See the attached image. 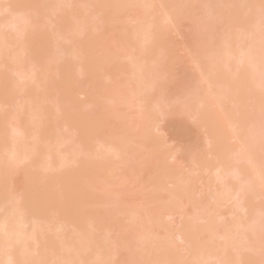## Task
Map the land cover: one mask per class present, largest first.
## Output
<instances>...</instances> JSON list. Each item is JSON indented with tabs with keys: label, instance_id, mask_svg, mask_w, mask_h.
<instances>
[{
	"label": "rangeland",
	"instance_id": "rangeland-1",
	"mask_svg": "<svg viewBox=\"0 0 264 264\" xmlns=\"http://www.w3.org/2000/svg\"><path fill=\"white\" fill-rule=\"evenodd\" d=\"M15 1L16 0H2V2H0L1 3L0 4V35H1L0 45L4 44V41L7 40L9 44L5 43L6 48L10 49L8 50L10 51V54H9L7 49L5 48V44L4 46L3 45L0 46V49H3V50H0V53L1 55L3 54L5 58L2 60L1 58H3V56L0 57V63L2 61V63L0 64V84L2 85V86L0 85L1 94L3 91L2 96L0 94V111H2L0 113V116H1L0 120L1 118H3V120H1L3 122L0 121L1 123L0 132H2V130L4 129L3 130L4 133L2 132L3 136L0 133V139H2V142L0 141V157H2V154L3 156L5 155L7 156L9 145H15L16 147H20L23 145L24 147V144L25 146L27 144L29 148H26V147L18 148V150L23 148V150L20 152L17 150L18 155L20 154V156L21 154L23 155V153L25 154L26 152H28L29 154L31 151L33 154H35L34 152H36L39 155V156L37 155L36 157L39 158L41 157L40 154L43 153L42 158H40V160L41 161L47 160L50 162L51 165L49 169L48 168L47 169L50 170L52 173L50 171H47L45 167L44 168L46 170H44V168L41 167L39 163L35 162L36 164L33 166L38 167L39 165L38 170L36 168L37 171L43 169L44 172L42 171V173H40L41 176H43V173L47 174V176L49 174L51 183L49 184L50 187L49 186L48 187L51 188V190L49 191L48 187L44 183H43L44 184L43 186L42 183L38 182V179H40L42 182V179L40 178L41 176L38 177V179H35V181H37V185L38 184L40 185L36 189L39 188L38 190L39 191L43 190L42 192L44 193L47 190L45 195H47L48 192L51 193L57 190L55 193H58V192H59L58 194L61 193L59 197L62 198V200L60 199L59 202L66 201V205L67 203H72V206L75 208V210H78V209L81 210V208H78V207L81 206L82 204L86 205L89 216L86 213V219L84 218L85 220L83 219V221L77 218L74 219V216L78 214L75 211L76 214H74V216L72 217L73 219H67L65 218V216H62V213L60 212L61 210L58 211V209H56L57 207L56 208L52 207L54 209L52 210L51 208L50 211H48L47 215H42L43 214L42 212L39 213V212H35L36 210H34L35 213L33 212L31 217L29 218L31 219L30 220L31 223H29L28 221L29 219H27V214H28V217L30 215L29 213L24 215L23 212L25 210L23 209V205L21 204L22 202H25V198L23 196H25L24 190L26 191L25 187H27V185H25V182L28 180V178L26 177L28 172L26 173V171L33 168L32 169L33 171L32 170L30 171L35 173L36 170L34 171L35 168L31 165L29 166V164L26 163V161H24L25 164L31 168H27L28 166L25 167L24 164H23L24 167H22V165L20 164H22L23 161L21 163H18L19 161L13 162V163H11L10 161L7 162L6 156H5L6 160L3 159V162L9 163L8 166L9 165L11 166L14 163H17L18 166L14 164L13 165L14 167L11 166L12 167L11 168L9 166V168L7 169L8 171L11 170L12 172L10 175L7 172L10 178L9 176H7V181L6 180L3 181L4 184L6 183L5 186L8 192L4 188V190H6L7 192L6 197L4 195L5 198H3L0 194L1 196L0 197V215L5 216L3 214H6L8 212L6 214V217L7 216L9 217L10 216L9 211H12V209H15V206H16V209H19V210H16V211L13 210V212H17V211L20 212L21 209L18 206H22L21 208L23 211H21L20 213H23V217H26V219H23V220L24 222H27V224L26 223L24 224V228L27 226L30 228L31 225H33L32 227L34 228L33 230L31 229L32 228L31 227L28 233L30 232L32 233L33 231V233L37 232V234L40 233L41 235L42 233H45L47 231L48 233L47 235H49L50 237L53 236V238L58 237L57 239H59L65 244L73 243L74 248L76 247V244L78 242L84 243L85 241H87L88 247L90 248L91 246V248L88 250V247H87L88 251H85V253L82 254V258H83L82 260L84 264H200L199 261H203L204 258H205V262L208 261L205 264H208L209 262H210L209 264H216V262L218 264L219 263L218 260L216 261L206 260L208 259V256H209L207 255V252L209 251L210 247L211 249L212 247L216 249L217 248L216 246H218L217 249L220 251H218L217 253L220 252V257L222 256L221 254H224L225 256L226 254L225 249L227 248V250H229L230 248L228 249V245H227L228 239L222 238L224 237V235L225 237L230 238L229 242H232V244L230 243V246L232 245L234 246V242L236 245V241L237 240L239 241L241 239L245 240V242L246 241L248 242L244 244V241L241 240L242 246L238 244V247L241 246L245 250H243L242 248L240 250V247L238 249L237 246H234L235 247V250H234L232 246L231 248V250L233 249L232 252L231 250H229L231 252L229 254V251H227L228 256H226L225 262H227V259H229L228 258L229 255H232V256L234 255V257L232 256L230 257L233 260L234 259L238 260V262L235 260L234 261L235 263H233L231 260H229L227 263L230 262L231 264L232 263L233 264H264V241L262 242V240H264V230H263L264 228L260 229V227L259 228L257 227L258 228L257 230L259 231L258 233L256 231V235H254L255 229H253L255 228L254 225L255 226L257 225L255 224L257 220H258L259 225H261L260 222L264 221V193L263 191H261V189H263L264 187L263 186L264 184L261 183L262 179L260 180V176L262 178V175L259 176V180L256 179L258 175L256 174V176H254L255 174L252 173L254 171L251 172V167H253L254 169V166H253L254 162L249 160L248 158L247 159L251 163L249 161L247 162V160L244 159V157H242L244 160L239 162L240 160L239 154L241 153L242 149L246 148V147H243L241 149L239 147L243 143H241L240 145L239 140H237L239 139V137H236L242 131L241 124L243 122H241V124L240 123L238 124V126L240 125L239 126L240 128L239 127L237 128L240 131L237 135L234 133L235 129H236L235 131H237V128H236L237 125H235V123L231 122L230 120V115H231V118L232 117L235 118L236 115H238L239 117L238 116L237 117L241 118L240 120H238L239 122L244 121V118L246 119V117L244 116V118H242L240 114H237L238 113L237 110H239L238 107L240 106L235 104L237 106L236 107L237 110H236L235 106H233L234 108L231 107L232 106L231 103L227 104V105H230V107H228L226 110L228 111V113L230 112L229 110L231 108H233V110L231 111H235V110L236 111L233 112L235 113L234 115L232 112H230L229 117L225 116L226 114L225 112H227L225 108L227 107V105H225L226 107L224 108L223 107L224 103H223L222 108H224L223 110H225V112L218 108L219 105L216 107L211 104L215 110L213 109V107L210 108L211 106H209V104L211 103V101H207L208 102L207 104L209 107L205 105L209 110L204 106L203 110H202L203 107L199 108L198 110L193 107L194 109L191 108L190 111L189 109L187 110L185 109L186 110L185 112L184 109L182 110L180 109L182 106H178L179 104H182L185 99L186 101L188 100L187 97L185 96H186L187 89H189L190 87L189 86L187 88L186 86V85H190L189 82L192 83V85L193 83L195 84V87L193 85L194 88H197L199 86L200 88L202 87V83L198 82L199 81L198 79L201 78V75L198 74L200 76L198 77V75L196 74L197 71H195L196 69L195 66L198 65L197 64L198 60H195L197 59L195 58V56L199 52V50L200 51L202 50L199 48L200 47L203 48L202 47L203 45H201L203 44V42L201 41H205V40H203L202 38L206 37V40H207V38H209L210 36L209 35L210 33L208 34V32L212 30V32L215 34L216 31L219 30L218 29L219 26L222 28L221 26L223 23L222 17L224 16H222L221 14H218V12L221 9L216 11V8H215V12L217 14H215V12L213 14L210 13L212 15L211 17L210 15L206 14L209 12L206 10L207 8L205 9L203 8L205 7V3L201 2L200 4L202 5H200L199 0L198 2L197 0H194V1L180 0L181 2L184 1L183 2L184 4L181 3L180 1H179L180 3L174 4V2L175 1L178 2V0H166V1L157 0L158 2L155 0V2H157L156 5H155V2H153L154 4L152 3L151 5L152 0H148L149 2H147V0H140L139 2V0H137V3L135 1L133 2V0H127V3L125 2L126 0L125 1L123 0V2L121 0H118V1L117 0H61V1L60 0H23V1L17 0L16 3L14 4ZM64 1H66V3ZM115 2H117V4ZM118 2H120L121 4ZM124 2L126 3V5ZM163 2H166V3L163 4ZM26 3L27 4L29 3V4L26 6ZM55 3L58 5V7L57 5H55ZM133 3H136V4H133ZM145 3L146 4L148 3V4L146 5ZM158 3L160 5V9L158 8L159 6ZM21 4H24V5H21ZM50 4H53V5L51 6ZM85 4H87L88 6H85ZM111 4H113L112 6L114 7H112ZM187 4H189L190 7H187ZM107 5H109L110 8H108ZM131 5H133V7H131ZM139 5L141 7L143 6L142 9L144 12H142V9L139 8L140 7ZM148 5L152 7L150 10L148 9L149 8ZM53 6L54 7L56 6V8H53ZM125 6L126 8H124ZM145 6L147 7L144 8ZM183 6L184 7L186 6L185 9ZM196 6H199V7H196ZM26 7L27 8L29 7V8L27 9ZM167 7L168 8L171 7V8L168 9ZM220 7L221 6L217 8H220ZM113 8H115L116 10ZM156 8H158L157 10H159V12L156 10ZM188 8L189 10L194 8V9H197L198 11L192 9L191 11L195 12V15H194L192 14V12L191 13L187 12L189 11L187 10ZM119 9L120 11H118ZM169 10L171 11L169 12ZM152 11L155 14H152ZM200 11H202L201 12L202 14L200 13ZM204 11L206 13H204ZM141 12L143 13V15ZM150 12H151V15H149ZM144 13L146 14L144 15ZM157 13H159L158 14L159 16L158 15L156 16ZM161 13L164 15H162ZM167 13H170V15L172 16H169V14ZM152 15L155 17H153ZM216 15H218V17L220 15L219 18L220 19L222 18V21L218 19V17L216 18L215 17ZM142 16H146L147 18L146 17L142 18ZM234 16L236 15L234 14ZM18 17H21L20 20L23 19V21H20V23L23 22L22 24H17L18 20L16 21L15 19H19ZM164 17H166V19ZM160 18L162 21H160ZM138 19L139 20L141 19V20L139 21ZM215 19H218V20L216 21ZM224 19H227V18L224 17ZM153 20L156 22H154ZM255 20L257 19L255 18ZM255 20H252V21L256 22ZM214 21H216V23ZM226 21L229 22V20H224L225 23ZM15 22L17 23L15 24ZM142 22L145 28L142 24L140 25V23ZM13 23H14V26H12ZM147 23L149 24L146 25ZM153 23H154V26L151 25ZM161 23L162 24L164 23V25L165 23L167 24L165 26H162ZM63 25L64 26L66 25L65 28L71 25V28H70L71 30L73 28L78 29V26L80 29L78 31L73 29L75 33L77 32V34H75L71 32L70 29H68L69 27L63 31V28H64ZM74 25H77V26L73 27ZM216 25H219V26L216 27ZM225 25H227L228 27V24H225ZM148 26L151 29L148 28ZM165 27L167 28L165 29ZM227 27L224 26L223 27L224 30L222 31L224 32L228 30ZM254 27L252 28L251 26L252 29H254ZM16 28H18L19 30L18 29L16 30ZM135 28L137 29V31L133 32L134 30H136ZM141 28L145 29V31L141 30ZM159 28L163 30L165 29V31L163 30L160 31ZM21 29H23V31H20ZM81 29L82 31H80ZM152 29L153 31H151V33L148 32V30L150 31ZM140 30L143 33H145V35L142 33H139ZM146 30H147V35H146ZM17 31H19V33L16 35ZM159 31L163 33H160ZM222 31L221 33L218 32L217 35L222 34L223 33ZM20 32H23V33L21 34ZM39 32H41L42 34L45 33L43 34L44 36L39 35V38H42L43 40L45 38L46 40V37H47V39L50 42V43L48 42L49 43L48 45L47 42L45 43L42 41L43 43L48 45V46L46 45V47H45V44L41 42L42 46L45 47L46 50L40 47V44H41L40 42L37 43V45L34 42V41L36 42L38 41L37 34ZM78 32H80L79 34L82 33V35L80 36ZM137 32L140 35L142 34L141 35L142 38L140 35H137L138 34ZM2 34L4 37L2 36ZM20 34L21 36H19ZM151 34L154 35V37ZM205 34L207 35L205 36ZM148 35H151L152 37L151 36L147 37ZM29 36H33V37H29ZM131 36H133L132 40H130ZM34 37L37 39L35 40ZM89 37L91 39H89ZM31 38L32 39L34 38V40H32ZM75 38L79 40L80 42L75 40ZM140 38L141 40H143V42H141ZM2 39H4V41ZM86 39L89 42H86ZM30 40H32V42H34L36 45L35 46L34 43L31 44L33 47V48L31 47L32 49L31 48L29 49V47H27L28 43L29 42L31 43ZM95 40L97 41L100 40V42L95 43L96 42ZM197 40L200 43H198ZM26 41H29V42L26 44ZM81 41H83V43L84 42L86 43L83 44ZM154 41H157V42H154ZM196 41L199 45H201L199 48H197L199 46L198 44L195 45L197 48V52L193 51V48L194 50H196V48L194 47V44L196 43ZM88 43L90 44L89 46H87ZM98 43H101V44H98ZM138 43L140 45V48L141 47L143 48V50L142 48L139 49V51L141 50L140 52H138V49L137 51H135L136 49L134 47V45L136 44V48H137ZM192 43H193V46H191ZM92 44L94 47H96L97 50L94 49ZM132 44L134 45L131 46ZM142 44H147L148 46L147 45L145 46ZM38 46L42 50H39ZM90 46H92V48L89 51L88 49L90 48ZM3 47L5 48L8 55L4 54L5 50ZM47 47H49L50 50H47ZM25 49H29L30 51L28 50V52H25L26 51ZM83 49H84V52H83ZM161 49L163 52L160 53ZM255 49L254 50L256 54V51H258L259 48H255ZM31 50H33L34 52ZM36 50L37 51L39 50L38 51L39 53H41L42 51L43 53L45 52L44 55L43 53H41L42 55L39 54L42 56L40 57V59L42 58L41 59L42 62L39 59V55H34V54H38V53H35ZM85 50H87V52L90 54V55L88 54L90 58L86 55L87 52ZM156 51H158L159 53ZM192 51L194 52V54L192 53ZM260 51L261 52L259 53H262L261 49ZM55 52H57L58 54ZM59 52L61 53L59 54ZM151 52L152 54L154 52L155 53L153 55H150ZM201 52L202 53L199 52V55L201 54V57H202L203 56L202 54L206 51L202 50ZM31 53H34V54H31ZM136 53H141V54L140 55L138 54L139 55L138 56L136 55ZM157 53L159 55L158 58L156 55ZM56 54L60 56H57ZM134 54L136 55V57H134L135 56ZM204 54H206V56L208 55L207 53H204ZM14 55L15 56L18 55V57L20 56L21 58L20 57L19 58L21 59V61H19L20 59L17 60L18 59L17 56H16L17 59H13V57L15 58ZM148 55L149 57L150 56L152 57L149 58L147 57ZM155 55L158 61L157 60L155 61V57H154ZM5 56H7V58ZM259 56H262V55H259ZM56 57H58V59ZM87 57L90 60H87ZM196 57L200 58L198 55ZM146 58H149V59H146ZM160 58H161V61L159 62ZM92 59L97 63L92 62L93 61ZM136 59H138L137 62L135 61ZM202 59L205 60V57ZM86 60L87 62H85ZM99 60L101 61V63H99L100 62ZM192 60H194L195 63L197 61L196 63L197 65H194V63H192L194 61ZM205 61L206 62L202 64V68H200L201 65L200 66L198 65L199 70L204 69L203 66L208 62L207 60ZM38 62H40L41 64H39ZM65 62H67L70 65H68ZM143 62L144 64H146L145 66L147 67V68L145 67L144 69L145 70L148 69L146 70L148 75L147 74L144 75L145 70H143V67H144ZM60 63L61 65L62 64L63 65L65 64V65L60 66L59 65ZM84 63H86V66L89 67L90 69H87L86 66L85 68ZM90 64L92 65L93 69L92 67H90L91 66ZM139 64L140 66H138ZM199 64L201 63L199 62ZM53 65L55 66L54 68L51 67ZM58 65L59 67L57 68ZM141 65H142V68H141ZM206 65H208V63ZM66 66H70L71 68L66 67ZM94 66H95V69H94ZM135 66H137V68ZM61 67H64V69L60 70ZM244 68L246 67L243 66L242 69ZM150 69L153 71H151ZM93 70H97L98 71L97 74L95 73L96 71H93ZM157 70L158 72H156L155 74L154 71H157ZM63 71L65 72L63 73ZM66 71H68V73H66ZM70 71H72L71 74H70ZM89 71H91L92 75L88 74ZM141 71L143 72V74H141L142 73ZM159 71L161 73H159ZM244 71L246 73L247 69H244ZM244 71L242 70L243 73ZM26 72L27 74L29 73L28 76L26 75ZM152 72H154L153 74L156 75L155 77H157V79L154 78L153 74L151 77L149 76V73L151 75ZM240 72H241V68H240ZM61 73L63 74L66 73V74L63 75ZM93 73H95V75ZM69 74L73 76L70 77L68 76ZM240 74L242 75V73ZM247 74L241 76L243 77L242 81H244V82H240L241 84L245 83L246 80L244 79V77ZM257 74L259 75L260 73H257ZM257 74H254L256 82L260 81L259 79L262 76L261 75L259 77L257 76ZM22 75L23 76L25 75V77L27 78L32 75L30 77L32 79L30 80L28 78L27 80V78L23 77ZM62 75L68 76V78L67 77L64 78ZM139 75L145 76L146 78L143 80V77L142 76L140 77ZM248 75H250L249 76L250 78L251 74H248ZM33 76H36L35 79ZM93 77H95L96 79H94ZM147 77L148 78L153 77V78L147 79ZM257 78L259 79L256 80ZM262 78L264 80V76H262ZM71 79L73 83L72 81H70ZM154 79L156 80V83ZM67 80L68 82L65 83V81ZM200 80L203 81L204 79L203 80L200 79ZM263 80L260 83L259 82L258 83L261 85L262 84L264 85V83H262ZM11 81H13V83ZM150 81L152 82V84L155 83L154 84L155 87H153V89H152V86L154 85H151V87L149 86L150 89H152L151 93L154 94V95L152 94L151 96L153 97L152 99L150 97V91L148 90L149 88H147L149 83L151 84ZM7 82L8 83L11 82L12 84L11 83L7 84ZM69 82L71 84L68 85ZM147 82H148V85H146ZM203 82L207 83L206 81H203ZM199 83L201 84L199 85ZM253 83L255 82L253 81ZM14 85L19 86V87L15 86L17 90L15 87H13ZM66 85L68 86L66 87ZM255 85L257 86V84ZM261 85L259 86V88L257 87L259 89L258 91L259 93L257 91L253 92L255 89L253 86H252L253 88L251 87L252 90H248V92L250 91V93L246 94L247 96L246 95L245 96L247 98L249 94L250 96L248 99L246 98L247 101L249 100L248 106L244 105L245 107L244 109L246 111L244 112L243 111L244 109H240L245 114L246 112H248L249 114L251 113L249 115L251 116V118H249V120L251 121H252V117L254 120V115H252L253 109L254 110L257 109L255 110L256 113L253 112L255 115L258 114L257 113L258 111H261V114H262V111L264 110V106L263 107L260 106L258 101H255L256 103L258 102L257 103L258 105L256 106L257 108L252 107L253 108L252 109L251 107H249V106H252L250 99L253 98L251 99V101L254 102V98H256L255 100H257V97H259V100H261L260 101L261 104L264 105L262 103V101H264L262 100L264 97L263 98L260 97L262 96V93L264 92V88L262 89L261 87H264V86H261ZM141 86L143 87V90L145 89L144 87H146L147 90L145 89L144 91L145 92L148 91L149 93L148 92L145 93L144 91L141 92V89H142L140 88ZM203 86H204V83H203ZM185 87L187 89H185ZM205 87H208V86H206L205 84ZM27 88L29 89L28 91L32 89L29 92L30 95L27 93L28 92L26 90ZM13 89H15L16 91L15 90L13 91ZM206 89H204V91ZM238 89L235 94L240 93L239 91L241 89L239 91ZM260 89L263 91H261ZM197 90H199V88ZM200 90H199V93H200ZM207 91L208 89L206 90V92ZM204 93L202 92L201 94L203 95ZM253 93L255 94L258 93V96H256L257 94L255 95ZM146 94H149V97L148 96L146 97H148L147 98L148 102H151V103H148L147 100L144 98L148 106L142 100ZM183 94L185 95L184 96L185 99L183 98ZM204 95H203V98L207 99L206 95L205 96ZM10 97H12V99ZM118 97L121 98L119 101H117L119 99ZM7 98L9 99L6 100ZM38 98H41L42 100ZM156 98L159 100L160 99L162 100L158 102ZM232 99L233 98H231V101H228V102H232ZM156 100L157 102H155ZM228 100H230V98ZM39 101L43 102V103H40V106H39ZM225 101L227 103V100ZM152 102L155 105H153ZM172 102L175 104H173ZM216 102H215V105H216ZM256 103H254L253 106H255ZM43 104L44 106H42ZM145 104H146V107H145ZM163 104L165 105L163 106ZM157 105L159 108H160V105L162 106V108H164V109L158 108V110H160L162 114H160L159 111H154ZM36 106L38 107L36 108ZM41 106L44 108L43 110H40V108L42 109ZM152 107L154 109H152ZM146 108L147 110H145ZM149 108L152 109V111L150 110V112L154 114L155 116H153L148 111ZM173 108L174 110H176V112L173 111ZM217 108L219 109L218 111H223L225 113V114L222 113L225 117L221 115L222 118H224V120L221 119L222 122L224 123L225 118H226V124L229 125V123H227L229 121L230 125L232 123L231 126L234 127L232 129L227 128V131L225 129V131L228 132L229 134L228 135L229 139L226 141V138H225V142L227 143L225 144V146H222L224 147L222 150L219 147L221 145H224L225 142H223V144L222 142H220L221 145L218 142L219 140L224 141L223 140L224 135L221 134L222 139H218V142H216L217 139L215 140L214 138L215 135L213 134L216 133L217 135V133H222V132L225 134V132L224 131L213 132L215 128L213 127V130H212V127L210 124L211 123L210 118L213 121L215 120V118L213 119L211 116V115H214L213 114L214 112H212V110L216 112L215 113L216 115H214L213 117H216L217 114L219 113L217 111ZM240 108H242V105ZM246 108H250V110L252 109L251 112L247 111ZM259 108H263V109L259 110ZM38 109L40 110V112L38 111L40 115L36 116L35 114H38V112L37 111L34 112V110H38ZM155 110H157V108ZM204 110L206 111L207 114H208V111H211V113L209 112L208 115L204 114L205 112ZM32 111L34 115L36 116V118L34 117V115L31 117ZM41 111H43V113ZM146 111L149 112L151 116L153 117H151L150 114L147 113ZM142 112L144 113L146 112L145 113L146 115H144V113ZM243 112H239V113H243ZM156 113H157V116H156ZM1 114H4V115H1ZM219 114H221V112ZM247 115L248 114H246V116ZM262 115H259V116L263 118L264 116ZM74 118L77 119L78 123H75L76 119ZM78 118H81V119H78ZM85 118H87V121ZM234 118H233V121H235ZM227 119L229 120L227 121ZM261 119H259L261 124L259 123L258 126L261 125L262 127L263 124H262ZM149 120H151L152 122ZM221 120H219L220 122L218 121V123L223 124ZM84 121L87 122V124L84 123ZM88 122H90L91 124L93 123V125L91 124L89 125ZM215 122H212V123H214V126L216 127L218 125H217V122L216 123ZM235 122L236 124L238 123L237 121ZM256 122L258 123V120H256ZM2 125L4 128H2ZM84 125H86V127ZM209 125L211 128H209ZM243 126H244L243 129L246 128L245 125ZM248 126H249V123H248ZM250 126L252 125L250 124ZM250 126L248 127V129L251 128ZM87 127H89V129L91 128L90 129L91 132L90 130L87 129ZM219 127H220V124H219ZM255 127L257 128V126ZM153 128L156 130H154ZM263 128L264 126L262 127V129ZM216 129L220 130L221 127L220 128L216 127ZM257 129L256 131H258ZM92 131L95 133H93ZM150 131H151V134H150ZM252 131L254 130L252 129ZM210 132H211V135H210ZM247 132L250 133V131H247ZM145 134L147 135L146 138H144ZM221 135L219 134V137ZM241 135H240V138H241ZM141 136H143L142 139H141ZM154 136L156 137V140L158 139L157 142L156 140L153 139L155 138ZM245 136H242V137L246 139ZM19 137H21L20 139L22 141L24 139L23 141L24 144L21 143L22 145L17 146L16 142L18 141L16 139L18 138L20 142ZM147 137H149V140L146 142V140L148 139ZM248 137L249 135L247 136V138ZM253 137L255 138L254 134H253ZM249 138H252V135ZM254 138L252 139V141H254ZM141 140H144V142ZM241 140L243 139H240V141ZM249 141L252 142L251 139ZM2 143H3V146H2ZM217 143L219 144L218 147H217L218 145ZM116 144L117 146H115ZM250 144L252 146L253 142ZM1 146L4 147V149ZM116 147L117 148L121 147V148L117 149ZM1 148L3 149L4 153L2 152ZM33 149L37 151L39 150H42V151H40V154H39L37 151H33ZM245 152L247 153V151H243V154ZM251 152L254 153L255 151L254 152L251 151ZM257 152H260V155H261L262 150L260 151L257 150ZM256 153H254L255 156L258 154ZM225 160L227 161V163H225L226 162ZM255 160L259 161V164L262 165L260 163V160H262L261 158L260 159L256 158ZM63 163H65V165L69 163L71 166L68 165L66 168L65 165H64L65 167L63 166ZM230 163H232L231 166H229ZM61 165L64 168H62ZM76 166L79 167L78 168L79 171H81L80 170L81 167H83L81 168L82 170L84 168L87 170L77 172L78 170ZM221 166L224 168L222 169ZM40 167L42 169H40ZM74 167L76 168L74 169ZM238 168H241V169L238 170ZM263 168L264 167H262V169ZM65 169L68 171L70 170L71 171L67 172ZM63 170L66 171L67 174L63 173L62 172ZM72 170H74V172H77V173H73ZM227 170H229L228 173L222 172V171H227ZM230 170L232 173L230 172ZM234 170H235V173H233ZM238 171L245 172L247 173V175L253 174V177H255V180L260 181L259 184L260 185L263 184L262 185L263 187L261 186L260 188L259 187L260 185L257 184L258 182L253 181L254 179H252L253 182L251 181L250 183H246L247 182L246 180L244 182L243 179L246 175L243 173V175H245L243 177L241 173V176H238L236 173ZM61 172L62 174H66L68 176L66 178L64 177L65 179H67V183L70 180L69 178L73 177L72 173L74 174V177H73L74 179H77V180L80 179L79 181L76 180L77 182L75 181L76 185L82 184V183L84 185V182L87 180L86 181L87 185H84L85 187L82 186L84 188L83 190H79V191L73 190L70 192L71 196L70 194L69 195L67 194V196L71 198L72 201H73V198L75 199L74 201L75 205L68 197H65L67 200L69 199L68 201L64 200L65 198L63 196L64 193L62 191V188L67 183L66 184L64 183L66 182V180L64 179L62 180L61 177L64 175H62ZM82 172L83 174H86L90 177L87 176L86 179H83L84 176L82 175L83 177L81 176L78 178V173L80 175V173L82 174ZM55 173L59 176L57 177ZM226 173L229 176H226ZM52 174L55 177L53 178L54 181L51 180ZM70 174H71V177L69 176ZM263 175H264V172H263ZM44 176L46 177V175ZM45 177H42V178L45 179ZM234 177L237 179H235ZM56 178L57 180H55ZM58 178L60 179V182L58 181L59 180ZM223 178L228 179V181L226 180L228 183L225 180L221 182ZM81 179H83L84 182L83 180L81 181ZM181 179L183 183L182 185L180 183ZM89 180L91 181V184ZM250 180L248 179V181ZM55 181L56 182L58 181L57 182L58 185H56L57 183ZM224 182L227 184H223ZM26 183L28 184L29 180ZM154 183L155 184L158 183V184L154 186ZM1 184L3 185V183ZM41 184H42V188L44 189L41 188ZM184 184L185 186H183ZM53 185H55V187ZM5 186L3 185V187ZM229 186L231 187L230 189L227 188ZM242 186L244 187L243 189H242ZM247 186H249V188H252V190L250 191V193H248L247 198L246 196L244 198L243 190L245 191L247 190V192H249L248 191L249 189L247 188ZM255 186H257L256 189H255ZM45 187H47V189H45ZM88 188H90V190ZM258 188L260 190H258ZM53 189L54 191H52ZM227 189L230 191H228ZM74 191H77L79 193H74ZM227 191L228 193L230 192V195L227 196L228 198L225 197L227 194ZM153 192H154V195H153ZM83 193L84 195H82ZM4 194H5V191H4ZM78 194H80V196ZM234 194H238V195H234ZM240 195L242 196L240 197ZM253 195L254 197H252ZM83 196L84 197L87 196V197L84 198ZM222 197L225 199L221 200ZM151 198H153L154 200L153 199L151 200ZM76 204H79V205H76ZM69 207L71 206L67 205V209L71 210L69 209ZM10 208L11 210H8ZM13 212H11V214H14ZM151 212H152V215H151ZM207 212H208V215H207ZM15 215L14 217H12L13 221L16 217ZM67 215L69 214L67 213ZM70 215L72 216L73 213ZM71 216H69L68 218H70ZM197 217H198V220H197ZM12 218H7V219H12ZM17 218L19 217L17 216ZM210 218L212 221L210 222V225H209L208 220H210ZM252 218L254 219L256 218V221L254 222ZM2 220H4L3 217L1 218V221ZM16 220L18 219H15V221ZM213 220L216 221L215 226H214L216 230L214 229V234H212L213 228L210 227L211 229H209L207 227L208 225L211 226L214 223ZM35 222L37 224L34 225ZM28 223L30 225H28ZM249 223L250 224L252 223V224L249 225ZM16 224L17 222H15V225ZM263 225L264 223L261 226ZM247 226H250V227H247ZM245 227L247 228V230ZM142 228H143V231H142ZM207 228H208V231L211 230L209 232H211L210 235H212L214 240L213 238L212 240H210L211 237L209 233L207 232ZM249 228L253 229L252 230L253 232L251 231V233H247V232H250ZM183 232H185V234L187 233L188 236L187 234L185 235ZM225 233L228 235H226ZM242 233L243 235H241ZM235 234H237V236ZM184 235L186 238L182 240L181 238ZM244 235L245 236L248 235V238L244 239ZM231 237L232 238L234 237L232 241H231L232 239ZM167 239H169V241L171 240L173 241V243L171 241V246L173 245L172 247H170V243H168L169 241H167ZM224 239L227 242H224ZM46 241L47 240L44 241V244L48 242ZM89 243L91 244L89 245ZM242 243L246 246L244 247ZM48 244L50 245V243ZM222 244L227 247L224 248V246H220ZM38 246L39 244L37 245V249L39 248ZM236 247L238 250L236 249ZM47 248L48 250H45V247H44L45 254L42 253V255H44V258L46 257L47 259L46 258L45 259L50 264H53L56 262L58 263L60 261V257L59 255H57L58 252L51 245ZM214 248H213V251L215 250ZM221 250H225L224 251L225 253H221ZM236 250L238 251V253ZM210 251H209L210 254L213 253L212 251L211 252ZM233 251L236 252L237 254L236 255L232 254ZM97 253L99 255L98 257H97ZM221 258H223V260L225 259L223 256ZM202 263L204 264V262ZM222 263L225 264L224 262Z\"/></svg>",
	"mask_w": 264,
	"mask_h": 264
},
{
	"label": "bare ground",
	"instance_id": "bare-ground-1",
	"mask_svg": "<svg viewBox=\"0 0 264 264\" xmlns=\"http://www.w3.org/2000/svg\"><path fill=\"white\" fill-rule=\"evenodd\" d=\"M17 1V0H16ZM16 1L14 2V4L16 3ZM23 1V0H22ZM61 1V0H60ZM59 1V2H60ZM118 1V0H117ZM122 2H123V0H121ZM125 1V0H124ZM136 2L137 3V0H133V2ZM157 1V0H156ZM163 1V0H162ZM162 1H160V2H162ZM164 1H166V0H164ZM180 0H178V2L177 1H175L174 2V4L175 3H180L179 2ZM191 1H194V0H191ZM200 2H199V4L201 3V2H204L205 3V7H203L204 9L205 8H207L206 10L207 11H209L208 13H206L205 11H204V13H206V14H208V15H210L211 17H212V15L211 14H213L214 12H215V8H216V11H218V10H220L219 12H218V14H221L222 16H224L225 18H227V19H224V17H222L223 18V23H222V28L225 26V27H227V25H225V24H228V30H226V31H222V30H224V28L222 29L219 25H216V27L217 26H219L218 27V31H216V33L214 34L213 32H212V30L210 31V32H208V34L210 35H208L209 36V38H207V40H206V37L204 38H202L203 40H205V41H201V42H203V44H201V45H203L202 47L203 48H201L200 46L201 45H199L198 43H200L198 40V43H197V41H196V43L194 44V47L196 48V44H198L199 46L197 47V48H199V49H202V50H204V51H206V52H204V53H207L208 55L206 56V54H202L203 56L201 57V54L199 55V52L200 53H202L200 50H199V52L196 54V56L198 55L200 58H198V57H196L195 56V58H197V59H195V60H198V63H197V61H196V63L200 66V68H202V64L203 63H205L206 61L205 60H207L208 62V65H206L207 66V68H206V66L204 67L203 66V68L204 69H201V70H199V66L195 63V61L194 60H192V61H194V62H192V63H194V65H197V66H195L196 67V69H195V71H197V75L198 74H200L201 75V78H199L198 80V82H201L202 83V89L200 88V86L199 87H197V85H196V87L197 88H194L195 87V84L193 83V85H194V87H193V85H192V83H190L189 82V84L190 85H186L187 86V88L190 86L191 87V89H190V87H189V89H187L186 87H185V89H187V91H186V96L183 94V98H184V96L185 97H187V99L189 100H187L186 101V99L184 100V102L182 103V104H179L178 106H182L180 109L182 110V109H189V111H190V109L191 108H196L197 110L199 109V108H201V107H203L202 108V110L204 109V106L206 105V106H208V102L207 101H211V103L209 104V106H211L210 108H212L213 106L212 105H214V106H218V108L220 109V110H223L226 106L225 105H227V104H230L231 103V107H233V106H235V109L237 110V106L236 105H238V106H240L241 107V105H242V108H240V107H238V109L239 110H237V114H240L241 116H242V118H244V116L246 117V119L244 118V121H238V120H240L241 118H238L239 116L238 115H236V117L234 118V117H232L231 118V115L229 114L230 112H235V111H231V110H233V108H231L229 111V113H228V111L226 110L228 107H230V105H227V107L225 108V110L227 111V112H225V110H223L226 114H228V115H226L223 111H218L219 109L217 108V111L220 113L221 112V114H219L218 112V114H217V116L216 117H213L214 115H216L215 113V111H213L212 109H210V110H212V112H214L213 114L214 115H211L212 116V118L214 119L215 118V120L213 121L210 117V124H211V127H212V130H213V127L216 129V127L217 128H220L221 127V129L219 130H217L216 129V131H215V129L213 130V132H219V131H224L225 132V134L222 132V133H217V135H216V133L215 134H213V135H215L214 136V138H215V140H216V142H218V139H222V135L221 134H223L224 135V141H222V140H219V144L221 145V143L220 142H222V144H223V142H225V138H226V141L229 139V137H228V132H226L227 131V128H234V127H232L231 125H232V123H231V125H230V122L228 121L229 119H227V123H229V125L228 124H226V118H225V121H224V123L222 122V120H224V118H222V116H224L223 114H225V116L226 117H229V115H230V120H231V122H233V123H235V125H237L236 126V128L237 127H239L238 126V124L240 123L241 124V122H243L242 124H241V129H242V131L239 133V129L237 128V131H235L234 130V133L235 134H237L238 135V133H239V135L238 136H236V135H234V136H236V137H239V139H237V140H239V143H240V145H241V143H243L241 146H239L241 149L243 148V147H246V148H244V149H242L241 150V153L239 154L240 156V160H239V162L240 161H243L244 159H246L247 160V162L249 161V160H251V161H253L254 162V169H253V167H251V172L252 171H254V172H252L253 174H255L254 176H256V174L258 175L257 176V178L256 179H258L259 180V176L260 175H262V178H261V176H260V180H261V183H263L264 184V179H263V177H264V175H263V170H264V168L262 169V167H264V128L262 129V127L264 126V120H263V118L261 117V116H259V115H262L263 114V112H264V110L262 111V114H261V111H258L257 113L258 114H254L253 112H255L256 113V111L255 110H257V109H253V108H255L258 104V102H259V104H260V106H264V105H262L261 104V100H259V97H257V100H255L256 98H254V102H252L251 101V99H253V98H251L250 99V102L252 103V106H249V107H253L252 109H253V112H252V115H254V120H253V117H252V121L251 120H249V118H251V116H249L250 114L248 113V112H246V114H248L247 116H246V114L244 113L246 110L244 109L245 107H244V105H247L248 106V103H249V100L247 101V99L249 98V96H250V94L248 95V98L246 97L247 95L246 94H248V93H250V91L248 92V90H252V88L254 87L255 89H254V91L253 92H258L259 91V86L261 85V84H259L262 80H263V78H262V76H264V0H199ZM0 2H2V0L0 1ZM53 2H55V1H53ZM52 2V3H53ZM65 3H66V1H64ZM126 3H127V0L125 1ZM124 2V3H125ZM139 2H140V0H139ZM147 2H149L148 0H147ZM153 2H155V0L153 1L152 0V2H151V5H152V3ZM158 2V1H157ZM157 2H155V5H156V3ZM168 2V1H167ZM170 2V1H169ZM184 2V1H183ZM183 2H181V3H183ZM197 2H198V0H197ZM196 2V3H197ZM116 4H117V2H115ZM115 3H113V4H115ZM118 3H120V2H118ZM126 3H125V5H126ZM129 3V2H128ZM136 3H133V4H136ZM164 3H166V2H163V4ZM195 3V2H194ZM1 4V3H0ZM29 4V3H28ZM27 3H26V6L28 5ZM61 4V3H60ZM113 4H111V6L113 5ZM121 4V3H120ZM139 4V3H138ZM137 4V5H138ZM146 4V3H145ZM148 4V3H147ZM146 4V5H147ZM154 4V3H153ZM184 4V3H183ZM190 4V3H189ZM189 4H187V7H190L189 6ZM192 4V3H191ZM198 4V3H197ZM21 5H24V4H21ZM32 5V4H31ZM30 5V6H31ZM51 6L53 5V4H50ZM55 5H57L56 3H55ZM63 5H65V4H63ZM110 5V4H109ZM109 5H107L108 6V8H110L109 7ZM122 5H123V3H122ZM122 5H121V7H122ZM136 5V6H137ZM141 5V4H140ZM139 5V6H140ZM144 5V4H143ZM158 5H159V3H158ZM167 5V4H166ZM178 5V4H177ZM176 5V6H177ZM200 5H202V4H200ZM85 6H88L87 4H85ZM138 6V7H139ZM149 6V5H148ZM204 6V5H203ZM219 6H221L220 8H217V7H219ZM23 7H25V6H23ZM57 7H58V5H57ZM59 7H61V6H59ZM83 7H84V5H83ZM112 7H114V6H112ZM119 7V6H118ZM131 7H133V5H131ZM143 7V6H142ZM142 7L140 6L139 8L140 9H142ZM147 6H145L144 8H146ZM154 7H156V6H154ZM161 7H163V6H161ZM166 7V6H165ZM169 7V6H168ZM167 7V8H168ZM173 7V6H172ZM175 7V6H174ZM184 7V6H183ZM186 7V6H185ZM185 7H184V9H185ZM195 7V6H194ZM196 7H199V6H196ZM18 8V7H17ZM27 8V7H26ZM29 8V7H28ZM27 8V9H28ZM30 8H32V7H30ZM34 8H35V6H34ZM53 8H56V6L54 7L53 6ZM106 8V7H105ZM107 8V9H108ZM124 8H126V6L124 7ZM123 8V9H124ZM128 8V7H127ZM134 8H136V7H134ZM152 7H150L149 6V10L151 9ZM158 8L160 9V5L158 6ZM158 8H156V10L158 9ZM171 8V7H170ZM170 8H168V9H170ZM180 8V7H179ZM178 8V9H179ZM59 9V8H58ZM84 9V8H83ZM113 9H115V8H113ZM118 9V8H117ZM121 9V8H120ZM120 9L118 10V11H120ZM154 9V8H153ZM163 9V8H162ZM173 9H175V8H173ZM192 9H194V8H192ZM191 9V10H192ZM109 10V9H108ZM116 10V9H115ZM167 10V9H166ZM172 10V9H171ZM171 10H169V12L171 11ZM187 10H189V8L187 9ZM191 10H189V11H187V12H192ZM194 10H197V9H194ZM201 10V9H200ZM158 12H159V10H157ZM156 11V12H157ZM161 11H163V10H161ZM174 11V10H173ZM198 11V10H197ZM142 12H144L143 11V9H142ZM141 12V13H142ZM168 12V11H167ZM178 12H180V11H178ZM183 12V11H182ZM202 11H200V13H201ZM147 13V12H146ZM146 13H144V15L146 14ZM163 13V12H162ZM161 13V14H162ZM198 13V12H197ZM211 13V14H210ZM152 14H155V13H153V11H152ZM159 13H157L156 14V16L158 15ZM166 14V13H165ZM167 14H169V16H172V15H170V13H167ZM184 14V13H183ZM192 14H194L195 15V12H192ZM192 14H191V16H192ZM202 14V13H201ZM205 14V15H206ZM215 14H217L216 12H215ZM234 14L236 15V16H234ZM248 14V15H247ZM80 15V14H79ZM142 15H143V13H142ZM149 15H151V12H150V14ZM149 15H148V17H149ZM162 15H164V14H162ZM185 15H186V13H185ZM204 15V14H203ZM153 16V15H152ZM159 16V15H158ZM190 16V17H191ZM228 16V17H227ZM77 17V16H76ZM75 17V18H76ZM143 17H146V16H142V18ZM153 17H155V16H153ZM209 17V16H208ZM216 18L218 17V15H216L215 16ZM219 17H220V15H219ZM218 17V19H220ZM15 18H17V17H15ZM19 19H15L17 22H15V24L17 23V24H22L23 22H21L20 23V21H23V19H21L20 20V18L21 17H18ZM82 18V17H81ZM141 18V19H142ZM147 18V17H146ZM151 18V17H150ZM150 18H148V19H150ZM158 18V17H157ZM162 18V17H161ZM161 18H160V21H162L161 20ZM165 19H166V17H164ZM163 18V19H164ZM205 18V17H204ZM203 18V19H204ZM207 18V17H206ZM222 18L220 19L221 21H222ZM255 18L257 19V20H255ZM140 19V20H141ZM171 19H173V18H171ZM213 19V18H212ZM211 19V20H212ZM218 19H215L216 21L218 20ZM14 20V21H15ZM139 20V19H138ZM137 20V21H138ZM139 20V21H140ZM144 20V19H143ZM146 20V19H145ZM224 20H229V22L228 21H226V23L224 22ZM252 20H255L256 22H253ZM14 21H12V22H14ZM75 21H77V20H75ZM138 21V22H139ZM154 21V20H153ZM160 21H159V23H160ZM205 21V20H204ZM216 21H214L215 23H216ZM252 21V22H251ZM72 22V21H71ZM145 22H147V21H145ZM149 22V21H148ZM154 22H156V21H154ZM164 22V21H163ZM171 22V21H170ZM219 22V21H218ZM11 23V22H10ZM168 23H169V21H168ZM253 23V24H252ZM69 24H71V23H69ZM75 24H77V23H75ZM143 25V22L142 23H140V25ZM149 23H147L146 25H148ZM162 24V23H161ZM160 24V25H161ZM167 23H165V25H166ZM252 24V25H251ZM11 25V24H10ZM66 25H67V23H66ZM65 25V26H66ZM151 25H153L154 26V23L153 24H151ZM164 25V23L162 24V26H165ZM206 25V24H205ZM205 25H204V27H205ZM255 27H254V26ZM12 26H14V23L12 24ZM18 26V25H17ZM16 26V27H17ZM64 26V25H63ZM65 26H64V28H63V31L66 29V28H68V29H70L71 28V25H69L68 27H66L65 28ZM75 26H77V25H74L73 27H75ZM144 26V25H143ZM150 26V25H149ZM148 26V28H150ZM203 26V25H202ZM230 26V27H229ZM251 26H252V28L254 27V29H252L251 28ZM7 27H8V25H7ZM20 27V26H19ZM23 28V27H22ZM139 28H140V26H139ZM138 28V29H139ZM144 28H145V26H144ZM147 28V29H148ZM167 27H165V29H166ZM221 28V29H220ZM18 28H16V30H17ZM74 29V28H73ZM72 29V30H73ZM80 28H79V26H78V29H74V30H76V31H78ZM136 29V28H135ZM151 29V28H150ZM156 29V28H155ZM158 29V28H157ZM160 29V28H159ZM165 29L163 30V29H160V31L161 30H163V31H165ZM202 29V28H201ZM205 29H206V27H205ZM208 29V28H207ZM19 30V29H18ZM71 30V29H70ZM71 30V32H73V33H75L74 32V30L72 31ZM141 30H144L145 31V29H143V28H141ZM140 30V32L139 33H142V34H144L145 35V33H143L142 31ZM210 30V29H209ZM216 30H217V28H216ZM222 31L223 33L222 34H218L217 35V33L219 32V31ZM20 31H23V29H21ZM80 31H82V29L80 30ZM84 31V30H83ZM137 31V29L136 30H134L133 32H136ZM151 31H153V29L152 30H148V32H150L151 33ZM158 31V30H157ZM159 31V32H160ZM204 31H206V30H204ZM214 31H215V29H214ZM221 31L219 32V33H221ZM132 32V33H133ZM137 32V33H138ZM19 33V31H17L16 32V35ZM21 34L23 33V32H20ZM31 33V32H30ZM37 33V32H36ZM35 33V34H36ZM41 32H39L37 35H38V39L37 38H35V40L37 39L38 41L36 42V41H34L35 43H36V45H37V43H41L42 41L43 42H49V40L47 39V37H46V40H45V38H44V40L42 39V38H39V35L40 36H44L43 34H45V33H41ZM80 32H78V34H79ZM137 34V35H140V34ZM157 33V32H156ZM160 33H163V32H160ZM199 33V32H198ZM213 33V34H212ZM21 34L19 35V36H21ZM34 34V33H33ZM32 34V35H33ZM75 34H77V32L75 33ZM134 34H136V33H134ZM134 34H132V35H134ZM141 34V35H142ZM153 34V33H152ZM151 34V35H152ZM30 35V34H29ZM80 36L82 35V33L81 34H79ZM93 35V34H92ZM140 35V36H141ZM144 35H143V37H144ZM146 35H147V30H146ZM151 35H148L147 37H149V36H151ZM207 34H205V36H206ZM1 36V35H0ZM2 36H3V34H2ZM34 36V35H33ZM33 36H29V37H33ZM90 36V35H89ZM140 36H138V37H140ZM153 37H154V35H152ZM151 36V37H152ZM207 36V37H208ZM4 37V36H3ZM28 37V38H29ZM91 37V36H90ZM89 37V39H91ZM146 37V36H145ZM27 38V39H28ZM34 38L32 39V40H34ZM136 38H137V36H136ZM141 38H142V36H141ZM141 38H140V40H141ZM159 38V37H158ZM26 39V40H27ZM30 39V38H29ZM39 39H40V41H39ZM96 39V38H95ZM133 39V36H131L130 37V40H132ZM146 39V38H145ZM144 39V40H145ZM150 39V38H149ZM148 39V40H149ZM196 39V38H195ZM3 41H4V39H2ZM1 40V41H2ZM32 40H30L31 41V43L29 42V41H26V44L28 43V46L27 47H29V49L32 47V45L31 44H33L34 42H32ZM75 40H77L76 38H75ZM129 40V41H130ZM147 40V39H146ZM152 40V39H151ZM155 40H157V39H155ZM201 40V39H200ZM78 42H80L79 40H77ZM91 41V40H90ZM93 41H94V39H93ZM96 42L95 43H97V42H100V40L99 41H97V40H95ZM134 41H135V39H134ZM133 41V42H134ZM150 41V40H149ZM42 42V43H43ZM82 43H83V41H81ZM86 42H89L87 39H86ZM86 42H84V43H86ZM138 42V41H137ZM136 42V43H137ZM141 42H143V40H141ZM140 42V43H141ZM145 42V41H144ZM154 42H157V41H154ZM2 43V42H1ZM5 43H8L7 42V40L6 41H4V44ZM35 43H34V45H35ZM42 43L40 44V47L43 49L44 48V50H46V45L47 44H45V43H43V44H45V47H43L42 46ZM50 43V42H49ZM49 43H48V45H49ZM83 43V44H84ZM93 43V42H92ZM95 43H94V45H95ZM135 43V42H134ZM146 43V42H145ZM149 43V42H148ZM147 43V44H148ZM194 43V42H193ZM193 43H192V45L191 46H193ZM4 44H1V45H3L4 46ZM9 44V43H8ZM98 44H101V43H98ZM147 44H142V45H147ZM0 45V46H1ZM31 45V46H30ZM33 45V46H34ZM35 45V46H36ZM39 45V44H38ZM47 45V46H48ZM90 44L88 43V45L87 46H89ZM134 44H132L131 46H133ZM34 46V47H35ZM61 46V45H60ZM86 46V47H87ZM92 46H93V44H92ZM92 46H90V48L88 49L89 51H90V49L92 48ZM102 46V45H101ZM145 46H144V48H145ZM148 46V45H147ZM156 46V45H155ZM158 46V45H157ZM26 47V48H27ZM39 46H38V48H39V50H42L41 48H40ZM50 47V46H49ZM49 47H47V50H50L49 49ZM52 47V46H51ZM85 47V46H84ZM94 47V46H93ZM130 47V46H129ZM134 47H135V51H137V49H138V52H140L139 51V49H141L140 48V45H139V43H138V47L136 48V44L134 45ZM2 48V47H1ZM4 48V47H3ZM5 48H6V44H5ZM5 48H4V50H5ZM33 48V47H32ZM31 48V49H32ZM36 48V47H35ZM34 48V49H35ZM37 48V49H38ZM131 48H133V47H131ZM159 48V47H158ZM197 48H196V50H194V48H193V51H196L197 52ZM255 48H259L258 49V51H256V54H255V50H257V49H255ZM7 49V48H6ZM29 49H25L26 51L25 52H28V50ZM87 49V48H86ZM94 49H96V47H94ZM255 49V50H254ZM260 49L262 50V53H259V52H261L260 51ZM0 50H3V49H0ZM8 50H10V49H7V51ZM38 50V51H39ZM97 50V49H96ZM133 50V49H132ZM142 50H143V48H142ZM30 51V50H29ZM31 51H33V50H31ZM37 50H36V52L35 53H38V54H34V53H31V54H34V55H39V54H41V53H43V51L41 52V53H39ZM61 51V50H60ZM86 52H87V50H85ZM151 51V50H150ZM192 51V53L194 54V52ZM2 52V51H1ZM5 52H6V50H5ZM4 52V54H7V52L5 53ZM34 52V51H33ZM83 52H84V49H83ZM156 52H158V51H156ZM161 52H163L162 51V49H161V51H160V53ZM257 52H258V54H257ZM8 53L10 54V51H8ZM30 53V52H29ZM55 53H57V52H55ZM61 52H59V54H60ZM91 53H93V52H91ZM95 53V52H94ZM148 53V52H147ZM155 53V52H154ZM153 53V54H154ZM159 53V52H158ZM158 53L156 54L157 55V58L159 57V55H158ZM45 54V52L43 53V55ZM58 54V53H57ZM56 54V55H57ZM88 52L86 53V55L88 56ZM140 55L141 53H136V55ZM150 54V53H149ZM152 54V52H151V54L150 55H153ZM192 54V55H193ZM8 55V54H7ZM42 55V54H41ZM41 55H39V59H40V57H42ZM55 55V56H56ZM90 55V54H89ZM93 55V54H92ZM135 55V54H134ZM136 55L134 56V57H136ZM138 55V56H139ZM156 55L154 56L155 57V61L157 60L158 61V59H156ZM259 55H262V56H258ZM1 56H3V54L1 55V53H0V57ZM15 56V55H14ZM16 56H17V58H16ZM15 56V58L13 57V59H17V60H19L20 58L18 57V55H16ZM32 56V55H31ZM57 56H60V55H57ZM194 56V55H193ZM6 58H7V56H5ZM34 57V56H33ZM89 57V56H88ZM87 57V60H90L89 58ZM95 57V56H94ZM147 57H149V55L147 56ZM150 57H152V56H150ZM149 57V58H150ZM205 57V60H203L202 58H204ZM208 57V58H207ZM38 58V57H37ZM37 58H36V60H37ZM57 59H58V57H56ZM61 58V57H60ZM93 58V57H92ZM149 58H146V59H149ZM194 58V57H193ZM2 60L3 59H5L4 58V56H3V58H1ZM35 59V58H34ZM38 59V60H39ZM42 59V58H41ZM40 59V61L42 62V60ZM57 59H56V61H57ZM62 59V58H61ZM145 59V58H144ZM200 59H201V61H200ZM16 60V61H17ZM87 60L85 61V62H87ZM93 60V59H92ZM91 60V61H92ZM153 60V59H152ZM152 60H151V62H152ZM19 61H21V59L19 60ZM56 61H55V63H56ZM68 61V60H67ZM100 61V60H99ZM136 62L138 61V59H136L135 60ZM161 61V58L159 59V62ZM203 61V62H202ZM36 62V61H35ZM71 62V61H70ZM92 62H94V63H97V62H95L94 60L92 61ZM132 62V61H131ZM135 62V63H136ZM199 62L201 63V64H199ZM1 63H2V61H1ZM0 63V64H1ZM39 64H41L40 62H38ZM55 63H53V64H55ZM65 63H67V62H65ZM99 63H101V61L99 62ZM99 63H98V65H99ZM135 63H134V65H135ZM158 63V62H157ZM4 64V63H3ZM68 64V63H67ZM92 64V63H91ZM90 64V65H91ZM55 65H57V64H55ZM60 66H64L63 64L61 65V63L59 64ZM59 65L57 66V68L59 67ZM68 65H70V64H68ZM73 65V64H72ZM88 65V64H87ZM101 65V64H100ZM143 65H144V67H143V70H145L144 68L146 67L145 65L146 64H144V62H143ZM86 66V63H84V67ZM133 66V65H132ZM138 66H140V64L138 65ZM243 66H245L246 68H244V69H247V71H246V73H245V71H244V69H242V67ZM51 67H55L54 65L53 66H51ZM66 67H69V68H71L70 66H66ZM87 67V66H86ZM85 67V68H86ZM90 67H92V65L90 66ZM136 68H137V66H135ZM151 67V66H150ZM194 67V68H195ZM140 68V67H139ZM141 68H142V65H141ZM147 68V67H146ZM240 68H241V72H240ZM52 69V68H51ZM63 70L64 69V67H61L60 68V70ZM73 69V68H72ZM87 69H90L89 67H87ZM86 69V70H87ZM92 69H93V67H92ZM94 69H95V66H94ZM67 70V69H66ZM74 70V69H73ZM72 70V71H73ZM98 70V69H97ZM97 70H93V71H96L95 73L97 74ZM142 70V69H141ZM142 70V71H143ZM146 70H148V69H146ZM145 70V72H144V75L145 74H147L148 75V73H147V71ZM151 70V69H150ZM149 70V71H150ZM242 70L244 71V73L245 74H251V77L249 78V76L250 75H246L245 77H244V79L246 80L245 81V83L244 84H241L240 82H244V81H242L243 79V77H241V76H243V75H245L243 72H242ZM69 71V70H68ZM68 71H66V73H68ZM72 71H70V74H71V72ZM88 71V70H87ZM92 71V70H91ZM91 71H89L88 72V74H91ZM136 71V70H135ZM140 71V70H139ZM141 71V72H142ZM151 71H153V70H151ZM199 71V72H198ZM62 72V71H61ZM65 71H63V73H64ZM138 72V71H137ZM136 72V73H137ZM140 72V73H141ZM143 72L141 73V74H143ZM155 72V74H156V72H158V70L157 71H154ZM154 72H152L151 73V75H150V73H149V76L151 77L152 76V74L154 73ZM201 72V73H200ZM250 72V73H249ZM63 73H61V74H63ZM65 73V74H66ZM95 73H93L94 75H95ZM139 73V74H140ZM159 73H161L160 71H159ZM158 73V74H159ZM240 73H242V75L240 74ZM257 73H260L259 75L257 74ZM29 74V73H28ZM28 74H27V72H26V75L28 76ZM34 74V73H33ZM32 74V75H33ZM65 74H63V75H65ZM68 75V76H70V77H72L71 75ZM73 74V73H72ZM99 74V73H98ZM155 74H153L154 75V78L155 79H157V77H155L156 75ZM254 74H257V76H261V78L259 79V78H257L256 80H260V81H255V75ZM31 75V76H32ZM62 75V76H63ZM92 75V74H91ZM90 75V76H91ZM23 76V75H22ZM21 76V77H22ZM31 76H29L28 78L31 80L32 78H30ZM68 76H63L64 78L65 77H67L68 78ZM140 76V75H139ZM142 76V75H141ZM140 76V77H141ZM23 77H25V75L23 76ZM34 77V79H35V77L36 76H33ZM143 77V80L146 78L145 76H142ZM198 77H200L199 75H198ZM197 77V78H198ZM25 78H27V77H25ZM24 78V79H25ZM28 78H27V80H28ZM94 79H96L95 77H93ZM92 78V79H93ZM153 78V77H152ZM152 78H148L147 77V79H152ZM154 79V80H155ZM200 79H204L203 81H206L207 83H205V82H203V81H201ZM262 79V80H261ZM66 80V79H65ZM34 81V80H33ZM62 81H64V80H62ZM70 81H72V79L70 80ZM152 81V80H151ZM150 81V82H151ZM253 81L255 82V83H253ZM12 83H13V81H11ZM10 82V83H11ZM32 82V81H31ZM66 82H68V80L67 81H65V83ZM148 82H149V80H148ZM148 82L146 83V85H148ZM153 82V81H152ZM152 82H151V84L149 83V85L147 86V88H149L148 90L150 91V97L152 96V94L153 93H151L152 92V89H153V87H155V83H156V80H155V83L154 84H152ZM259 82V83H258ZM10 83H8L7 82V84H10ZM11 83V84H12ZM72 83H73V81H72ZM197 83V82H196ZM201 83H199V85L201 84ZM203 83H204V86H203ZM262 83H264V80H263V82ZM69 84H71L70 82L68 83V85ZM205 84H206V86H208V87H205ZM255 84H257V86L255 85ZM1 85V84H0ZM5 85V84H4ZM3 85V86H4ZM68 85H66V87L68 86ZM151 85H154V86H152V89H150V87H151ZM2 86V85H1ZM16 85H14L13 87H15ZM72 86V85H71ZM150 86V87H149ZM157 86V85H156ZM253 86V87H252ZM261 86H264L263 84L261 85ZM7 87V86H6ZM5 87V88H6ZM11 87V86H10ZM16 87H19L18 85L16 86ZM15 87V88H16ZM204 87V88H203ZM252 87V88H251ZM258 87V88H257ZM4 88V89H5ZM12 88V87H11ZM69 88V87H68ZM71 88V87H70ZM140 88H142L141 89V92L142 91H144L145 89L147 90V88L146 87H144L145 89L143 90V87L141 86ZM139 88V89H140ZM158 88V87H157ZM157 88H155V89H157ZM193 88V89H192ZM199 88V90H200V93H199V90H197ZM208 89V93L206 92V90ZM239 88V89H238ZM262 89L264 88V87H261ZM154 89V90H155ZM204 89H206L205 91H204ZM237 89H238V91L240 92V93H238V94H235L236 93V91H237ZM257 89V90H256ZM1 90V89H0ZM6 90V89H5ZM12 90V89H11ZM15 89H13V91H14ZM16 90H17V88H16ZM15 90V91H16ZM27 91L29 90L28 88L26 89ZM32 90V89H31ZM30 90V91H31ZM153 90V91H154ZM247 90V91H246ZM261 90V89H260ZM7 91V90H6ZM10 91V90H9ZM30 91H28L27 93L30 95ZM34 91H35V89H34ZM245 91H246V93H245ZM261 91H263V90H261ZM260 91V92H261ZM18 92V91H17ZM33 92V91H32ZM145 92V91H144ZM146 92H148V91H146ZM145 92V93H146ZM204 93L205 95H206V98L207 99H205V98H203V95L201 94V93ZM11 93V92H10ZM9 93V94H10ZM15 93V92H14ZM149 93V92H148ZM185 93V92H184ZM259 93V92H258ZM258 93H253V94H255L256 96H258ZM0 94H1V92H0ZM2 94H3V91H2ZM2 94H1V96H2ZM7 94H8V92H7ZM36 94V93H35ZM142 94V93H141ZM252 94V93H251ZM32 95H34V94H32ZM154 95V94H153ZM201 97H200V96ZM204 95V96H205ZM246 95V96H245ZM12 96V95H11ZM40 96H42V95H40ZM146 96H148L149 97V94H146L144 97H143V102H145L146 103V100H147V98L148 97H146ZM158 96V95H157ZM254 96V95H253ZM7 97V96H6ZM252 97V96H251ZM255 97V96H254ZM260 97H264V92L262 93V96H260ZM11 99H12V97H10ZM119 98V97H118ZM146 100H145V99ZM153 97H151V99H152ZM161 98V97H160ZM163 98V97H162ZM190 98V99H189ZM230 98V100H228ZM231 98H233L232 99V102H228V101H231ZM247 98V99H246ZM9 98H7L6 100H8ZM38 99H40V100H42L41 98H38ZM121 98H119L117 101H119ZM157 99V98H156ZM166 99V98H165ZM177 99V98H176ZM158 100V102L160 101V100H162V99H157ZM157 100L155 101V102H157ZM175 100V99H174ZM179 100V99H178ZM213 100V101H212ZM225 100H227V103H226V101ZM262 100H264V98L262 99ZM44 101V100H43ZM163 101H165V100H163ZM163 101H162V103H163ZM180 101V100H179ZM186 101V102H185ZM217 101V102H216ZM246 101H247V103H246ZM255 101H258L257 103L255 102ZM3 102V101H2ZM143 102H142V104H143ZM147 102H148V100H147ZM174 102V101H173ZM172 102V103H173ZM213 102V103H212ZM215 102H216V105H215ZM234 102V103H233ZM40 103H43L42 101H39V106H40ZM148 103H151V102H148ZM153 103V102H152ZM165 103V102H164ZM169 103V102H168ZM223 103H224V106H223ZM233 103V104H232ZM246 103V104H245ZM254 103H256L255 104V106H253V104ZM262 103L264 104V101H262ZM1 104H3V103H1ZM147 104V103H146ZM146 104H145V107H146ZM160 104V103H159ZM173 104H175V103H173ZM212 104V105H211ZM236 104V105H235ZM150 105V104H149ZM153 105H155L154 103H153ZM165 104H163V106H164ZM172 105V104H171ZM251 105V104H250ZM42 106H44V104L42 105ZM41 106V107H42ZM142 106H144V105H142ZM147 106H148V104H147ZM173 106V105H172ZM171 106V107H172ZM177 106V105H176ZM205 106V107H206ZM208 106V107H209ZM222 106L224 107V108H222ZM38 106H36V108H37ZM151 107V106H150ZM155 107V106H154ZM174 107V106H173ZM215 107V108H216ZM259 107V106H258ZM157 108V110H155ZM156 108L154 109L153 107H152V109H154V111H159L160 112V110H158V105L156 106ZM160 108H162V106L160 105ZM159 108V109H160ZM168 108V107H167ZM193 108V109H194ZM207 108V107H206ZM257 108V107H256ZM22 109H24V108H22ZM44 108L42 107V109L40 108V110H43ZM152 109L151 108H149L148 109V111L150 112V110L152 111ZM162 109H164V108H162ZM208 109V108H207ZM213 109H214V107H213ZM240 109H244L243 111H241ZM247 109V111H249V112H251V110H250V108H246ZM249 109V110H248ZM263 108H259V110H262ZM33 110V109H32ZM40 110L38 109V110H34V112H40ZM145 110H147V108L145 109ZM186 110H185V112H186ZM206 110V109H205ZM204 110V111H205ZM209 110V109H208ZM215 110V109H214ZM143 111V110H142ZM163 111V110H162ZM173 111L174 112H176V110H174V108H173ZM207 111V110H206ZM206 111L204 112V114H207L206 113ZM2 111H0V113H1ZM39 112H38V114H35L36 116H38V115H40L39 114ZM42 113H43V111H41ZM147 112V111H146ZM145 112V113H146ZM149 112H147V113H149ZM209 112L211 113V111H208V114H209ZM239 112H243V113H239ZM259 112H260V114H259ZM42 113H41V115H42ZM142 113H144V112H142ZM144 113V115H146ZM151 113V112H150ZM149 113V114H150ZM153 113H155V112H153ZM158 113V112H157ZM157 113H156V116H157ZM223 113V114H222ZM231 113V114H232ZM148 114V115H149ZM152 114V113H151ZM151 114H150V116H151ZM160 114H162L161 112H160ZM178 114V113H177ZM181 114V113H180ZM185 114V113H184ZM183 114V115H184ZM207 114V115H208ZM235 113H233V115H234ZM244 114V115H243ZM1 115H4V114H1ZM6 115V114H5ZM34 115V113H33V111H32V115H31V117ZM34 115V117L36 118V116ZM153 116H155L154 114H152ZM182 115V114H181ZM222 115V116H221ZM74 116V115H73ZM153 116H151V117H153ZM219 116H221V117H219ZM224 116V117H225ZM238 116V117H237ZM256 116V117H255ZM258 116H259V118H258ZM262 116H264V114L262 115ZM1 117V116H0ZM75 117V116H74ZM78 117V116H77ZM82 117V116H81ZM150 118V117H149ZM218 118H220V119H218V121L219 120H221V122L223 123V124H221V123H218V121H217V119ZM233 118L235 119V121H237L238 123L236 124V122L235 121H233ZM262 118V119H261ZM74 119H76V118H74ZM78 119H81V118H78ZM86 119V121H87V118H85ZM259 119H261L262 120V127H261V125L260 126H258L259 125V123H260V120ZM1 120H3V118H1ZM0 120V121H1ZM4 120H6V119H4ZM83 120V119H82ZM82 120H81V122H82ZM88 120H90V119H88ZM245 120H246V122H245ZM247 120H249V121H247ZM256 120H258V123L256 122ZM74 121V120H73ZM149 121H151V120H149ZM156 121V120H155ZM217 122V125L218 126H214V123H212V122ZM1 122H3V121H1ZM6 122V121H5ZM152 122V121H151ZM215 122V123H216ZM220 122V121H219ZM249 123V126H250V124L252 125V126H250L251 128H249L248 129V123ZM251 122V123H250ZM75 123H78L77 122V119H76V122ZM74 123V124H75ZM84 123H86L87 124V122H85L84 121ZM95 123V122H94ZM253 123V124H252ZM257 123V124H256ZM1 124V123H0ZM80 124V123H79ZM78 124V125H79ZM88 124L90 125L91 123L90 122H88ZM149 124V123H148ZM147 124V125H148ZM156 124V123H155ZM219 124H220V127H219ZM226 124V125H225ZM247 124V125H246ZM256 124V125H255ZM261 124V123H260ZM5 125V124H4ZM81 125V124H80ZM88 125V126H89ZM91 125H93V123L91 124ZM150 125V124H149ZM222 125H223V127H222ZM229 127H228V126ZM234 125V124H233ZM243 125H245L246 126V128H244V129H246V130H244L243 129ZM257 126V128L255 127V126ZM1 126V125H0ZM85 127H86V125H84ZM95 126H96V124H95ZM225 126H227V127H225ZM78 127V126H77ZM82 127V126H81ZM84 127V128H85ZM210 127V125H209V128H211ZM2 128H4L3 127V125H2ZM240 128V127H239ZM87 129L88 130H90L89 129V127H87ZM96 129V128H95ZM94 129V130H95ZM148 129V128H147ZM154 129V128H153ZM225 129H226V131H225ZM248 129V130H247ZM252 129L254 130V131H252ZM256 129L258 130V131H256ZM2 130V129H1ZM4 130V129H3ZM2 130V132L4 133V131ZM5 130H7V129H5ZM93 130V131H94ZM154 130H156V129H154ZM211 130V131H212ZM245 132H244V131ZM263 130V131H262ZM92 131V132H93ZM147 131H149V130H147ZM247 131H250V133L249 132H247ZM255 131H256V133H255ZM261 131V132H260ZM2 132H0L1 134H2ZM90 132H91V130H90ZM232 132H233V130H232ZM251 132H252V134H251ZM263 132V133H262ZM46 133V132H45ZM45 133H43V134H45ZM48 133V132H47ZM93 133H95V132H93ZM147 133V132H146ZM233 133V134H234ZM249 133V134H248ZM258 133V134H257ZM8 134V133H7ZM149 134V133H148ZM150 134H151V131H150ZM219 134L221 135L220 137H219ZM241 134H243V135H241ZM253 134H254V136H255V138L253 137ZM256 134V135H255ZM4 135H6V134H4ZM17 135V134H16ZM21 135V134H20ZM94 135V134H93ZM122 135V134H121ZM210 135H211V132H210ZM240 135H241V138H240ZM246 135V136H245ZM249 135V137H251V135H252V138H249V140L251 139V141H252V139L254 138V141H252L253 142V144H252V146H251V144L250 143H252V142H250L249 140H248V138H247V136ZM2 136H3V134H2ZM1 136V137H2ZM19 136V135H18ZM23 136V135H22ZM21 136V137H22ZM45 136V135H44ZM48 136V135H47ZM146 134H145V137L144 138H146ZM217 136V137H216ZM225 136H227V137H225ZM242 136H245L246 137V139L245 138H243ZM5 137V136H4ZM7 137V136H6ZM21 137H19V139L21 138ZM119 137V136H118ZM150 137V136H149ZM149 137H147L148 139L146 140V142L149 140ZM155 137V136H154ZM10 138V137H9ZM120 138V137H119ZM121 138H123V137H121ZM143 138V136H141V139ZM152 138V137H151ZM213 138V139H214ZM4 139V138H3ZM12 139V138H11ZM23 139V138H22ZM154 140H156V137L155 138H153ZM210 139V138H209ZM211 139H212V137H211ZM240 139H243V140H241L240 141ZM245 139V140H244ZM7 140H8V138H7ZM10 140V139H9ZM18 142H16V144H17V146L18 145H22V144H24V139H23V141L20 139V142H19V140H18V138L16 139ZM15 140V141H16ZM118 140V139H117ZM145 140V139H144ZM144 140H141V141H143L144 142ZM158 140V139H157ZM157 140H156V142H157ZM0 141L2 142V139H0ZM4 141V140H3ZM13 141V140H12ZM12 141H11V143H12ZM122 141V140H121ZM151 141H153V140H151ZM151 141H149V142H151ZM7 142V141H6ZM120 142V141H119ZM145 142V143H146ZM9 143V142H8ZM20 143V144H19ZM22 143V144H21ZM123 143V142H122ZM217 143V144H218ZM227 142H225L224 143V145H221L219 148L222 150L224 147H222V146H225V144H226ZM254 143H256V144H254ZM7 144V143H6ZM10 144V143H9ZM13 144H14V142H13ZM159 144V143H158ZM219 144L217 145V147L219 146ZM30 145V144H29ZM155 145V144H154ZM249 145V146H248ZM254 145V146H253ZM2 146H3V143H2ZM1 146V147H2ZM6 146V145H5ZM115 146H117V144L115 145ZM119 146H120V144H119ZM250 146H251V148H250ZM9 147V149H8V151H7V160H6V157L5 156H3V154H2V157H0V194H1V196L3 197V198H5L6 197V193L8 192V190L6 189V186H5V184H4V180H6L7 181V176H9L10 174H11V170H7L8 168H9V166H8V164L9 163H7V162H11V163H13V162H18V163H21L22 161V164H20V165H22V167H24L23 166V164L25 165V167H27L28 165H26L25 164V162L24 161H26V163H28L29 164V166L31 165V166H33V165H35L36 163H39V165L41 166V167H45L46 169L48 168L49 169V167H50V162L49 161H47V160H40V158H42V154L43 153H41L40 154V151H42V150H39V151H37V150H34L33 149V151H37L40 155H41V157H36L38 154L36 153V152H34L35 154H33L31 151H30V153L28 154V152H26L25 154L23 153V155L21 154V156H20V154L18 155V152H17V150H18V148H20V147H23V145L22 146H20V147H16L15 145H9L8 146ZM24 147H26V148H29L28 146H27V144H26V146H25V144H24ZM23 147V148H24ZM123 147V146H122ZM156 147V146H155ZM222 147V148H221ZM3 149H4V147H2ZM1 148V149H2ZM23 148L22 149H19L18 151L20 152V151H22L23 150ZM117 148V147H116ZM119 148H121V147H119ZM119 148H117V149H119ZM157 148V147H156ZM218 148V149H219ZM254 150H253V149ZM3 149H2V152H3ZM7 149V148H6ZM252 149V150H251ZM256 149V150H255ZM28 150H30V149H28ZM249 150H251V151H255L254 153H256L257 152V150H262V152H261V155H260V152H257L256 154L259 156V158H258V156L256 157L255 155H254V153H252L251 151H249ZM220 151V150H219ZM243 151H247V155L244 153L243 154ZM249 152V153H248ZM4 153V152H3ZM222 153V152H221ZM252 153V154H251ZM241 154H243V155H241ZM224 155V154H223ZM39 156V155H38ZM253 156H255V157H253ZM263 156V157H262ZM3 157H5V158H3ZM118 157V156H117ZM238 157V158H239ZM242 157H244V159L242 158ZM241 158H242V160H241ZM249 160H248V159ZM257 158V159H262V160H260V163L262 164V165H260L259 164V161H256L255 159ZM3 159L4 160H6L7 162L5 163V162H3ZM237 160V159H236ZM245 160V161H246ZM2 161V162H1ZM28 161V162H27ZM40 161V162H39ZM226 161V160H225ZM36 162V163H35ZM56 162V161H55ZM64 162V161H63ZM231 162V161H230ZM250 162V161H249ZM252 162V163H253ZM5 163V164H4ZM10 163V164H11ZM62 163V162H61ZM225 163H227V161L225 162ZM225 163H224V165H225ZM251 163V162H250ZM14 164H16L17 166H18V164L17 163H14ZM13 164V165H14ZM229 164V163H228ZM231 164L232 163H230V165L229 166H231ZM13 165H11V166H13ZM39 165H38V167H34L35 169H34V171L36 170V168H37V170H38V168H39ZM65 165V163H63V166ZM71 166L69 163L67 164V165H65L66 166V168H67V166ZM10 166V167H11ZM27 167V168H31V167ZM37 166V165H36ZM62 165H61V167L62 168H64ZM73 166H75V165H73ZM252 166V165H251ZM14 167V166H13ZM40 167V169H42ZM77 167V166H76ZM76 167H74V169L76 168ZM81 167V166H80ZM222 167V166H221ZM220 167V168H221ZM226 167H227V165H226ZM225 167V168H226ZM12 168V167H11ZM10 168V169H11ZM44 168V170H46ZM69 168V167H68ZM73 168V167H72ZM78 168L79 167H77V170H78ZM81 168H83V167H81ZM80 168V170L81 171H86L87 169H81ZM224 167H222V169H223ZM232 168V167H231ZM23 169V168H22ZM25 169V168H24ZM33 169V168H32ZM32 169H30V170H32ZM47 169V171H50V170H48ZM229 169V168H228ZM239 169H241V168H238V170ZM26 170H28V169H26ZM30 170H28V171H26V173H27V175H26V177L28 178V180H29V183L27 184L26 182L28 181L27 179V181L25 182V185H27V187H25V189H26V191L24 190V193H25V196H23L24 198H25V202H22V204L21 205H23V209L25 210V211H27V212H23L24 213V215L25 214H27V213H29V217H28V214H27V219H29L30 217H31V215L33 214V212H34V210H36L35 212H39V213H43L42 215H47L48 214V211H50V209L52 208V207H57L56 209H58V211L59 210H61L60 212L62 213V216H65V218H67V219H73L72 217L74 216V214H76V213H78V214H76L75 216H77V217H75L74 216V219L75 218H77V219H81L82 221H83V219L85 218L86 219V213L88 214V212H87V207H86V205H81V206H79L78 208H81V210H75V208L72 206V203H67V205H70L71 207H73V208H71V207H69V209H71V210H68L67 209V205H66V201H62V202H59L60 201V199L62 200V198H60L59 197V195L61 194H58V193H55V192H48L47 193V195H45L46 194V191H45V193L44 192H42V191H39L38 189H36L37 187H39L40 185L38 184L37 185V181H35V179H38V177H40L41 175H40V173H42V171H43V169L42 170H39V171H35V173L34 172H31ZM61 170V169H60ZM66 170V169H65ZM76 170V171H77ZM237 170V169H236ZM243 170V169H242ZM241 170V171H242ZM25 171V170H24ZM23 171V172H24ZM30 171V172H29ZM33 171V170H32ZM67 172H70V171H68V170H66ZM66 171H62L63 173H66L67 174V172ZM81 171H77V172H81ZM236 172L237 173V175L238 176H241V173H242V175H243V173L246 175H243V177H244V182H245V180L247 181L246 183H250L251 181H252V179H254L253 181H255V182H258L257 184H259L260 183V181H258V180H255V177H253V174H248L247 175V173H245V172ZM9 173V175H8V173ZM39 172V173H38ZM44 172V171H43ZM51 172V171H50ZM60 172V171H59ZM58 172V173H59ZM62 172H61V174H62ZM72 172L73 173H77V172H74V170H72ZM88 172V171H87ZM222 172H229V170H227V171H222ZM230 172H231V170H230ZM250 172V173H251ZM30 173V174H29ZM39 175H38V174ZM52 173V172H51ZM72 173V175H73V177H74V174ZM89 173V172H88ZM227 173H226V176H229V175H227ZM232 173V172H231ZM233 173H235V170H234V172ZM249 173V172H248ZM261 173V174H260ZM66 174H62V175H64V176H62L61 178H62V180L64 179V180H66V182H64L65 184L67 183V179H65L66 177H68ZM225 174V173H224ZM44 175H46V177H48V178H46ZM55 175L58 177L59 175H57L56 173H55ZM75 175H77V174H75ZM84 176V178L83 179H86V177L88 176V175H86V174H83V172H82V174L80 173V175H79V173H78V178L79 177H81V176ZM222 175V174H221ZM232 175V174H231ZM235 175V174H234ZM25 176V175H24ZM29 176V177H28ZM70 177H71V174L69 175ZM82 176V177H83ZM168 176V175H167ZM224 176V175H223ZM222 176V177H223ZM248 176H250V177H248ZM251 176H252V178H251ZM42 177H45V179L44 178H42ZM65 177V178H64ZM73 177H71V178H69L70 180H69V182L62 188V191H63V193H64V198L65 197H68L67 196V194L69 195L70 194V192L71 191H73V190H77V191H79V190H83L84 188L83 187H85L84 185H87L86 184V181L84 182V180L83 179H81V181L83 180V182H84V185H83V183L82 184H78V185H76V183H75V181L77 180V179H74ZM88 177H90V176H88ZM6 178V179H5ZM9 178H10V176H9ZM31 179V181H30V179ZM41 179H42V182H41V180L40 179H38V182L39 183H44L47 187L49 186V184L51 183V181H50V176H49V174H48V176H47V174H45V173H43V176H41L40 177ZM53 178H55L54 176H53V174H52V176H51V180L52 181H54L53 180ZM60 178V177H59ZM58 178V179H59ZM235 178V177H234ZM240 178H242V177H240ZM250 178H251V180H250ZM44 179V180H43ZM222 179V178H221ZM220 179V180H221ZM228 179H229V177H228ZM228 179H224L223 178V180H221V182L222 181H228ZM233 179V178H232ZM235 179H237V178H235ZM248 179L250 180V181H248ZM40 180V181H39ZM55 180H57V178L55 179ZM80 180V179H79ZM79 180H77V181H79ZM2 181V182H1ZM35 181V182H34ZM59 182H60V179L58 180ZM57 181V182H58ZM76 181V182H77ZM157 181V180H156ZM226 181V182H227ZM252 181V182H253ZM56 182V181H55ZM56 182V183H57ZM63 182V181H62ZM89 182H90V184H91V181L89 180ZM154 182V181H153ZM158 182V181H157ZM179 182H180V180H179ZM243 182V181H242ZM1 183H3V185L5 186V187H3V185L1 184ZM72 183V184H71ZM81 183V182H80ZM181 185L183 184L182 183V179H181ZM228 183V182H227ZM227 183H223V184H227ZM42 184H41V188H42ZM44 184H43V186H44ZM61 184V183H60ZM59 184V185H60ZM158 183H154V186L155 185H157ZM222 184V185H223ZM230 184V183H229ZM252 184V183H251ZM256 184V183H255ZM262 184V185H263ZM56 185H58V183L56 184ZM180 185V184H179ZM250 185V184H249ZM254 185V184H253ZM252 185V186H253ZM260 185V184H259ZM262 185H260L259 187L261 188V186ZM51 186H52V184H51ZM54 187H55V185H53ZM63 186V185H62ZM83 186V187H82ZM183 186H185V184L183 185ZM246 186V185H245ZM258 186V185H257ZM257 186H255V189L257 188ZM264 186V185H263ZM262 186V187H263ZM47 187H45V189H47ZM50 187V186H49ZM48 187V190L50 191L51 190V188H49ZM157 187V186H156ZM159 187V186H158ZM4 188L7 190V192H6V190H4ZM180 188V187H179ZM181 188H182V186H181ZM180 188V189H181ZM184 188V187H183ZM223 188H224V186H223ZM228 189H230L231 187L229 186V187H227ZM244 187L242 186V189H243ZM247 188L249 189L248 191L249 192H247V190L245 191V190H243L244 192H243V194H244V198H245V196H246V198H247V195H248V193H250V191L252 190V188H249V186H247ZM42 189H44V188H42ZM61 189V188H60ZM89 190H90V188H88ZM227 189V190H228ZM241 189V188H240ZM88 190V191H89ZM156 190V189H155ZM154 190V191H155ZM238 190V189H237ZM258 190H260L259 188H258ZM4 191H5V194H4ZM52 191H54V189L52 190ZM61 191V192H62ZM77 191H74V193H79V192H77ZM225 191H226V189H225ZM228 191H230V190H228ZM228 191H227V194H226V196L225 197H227V196H229L230 195V192L228 193ZM239 191V190H238ZM256 191V190H255ZM254 191V192H255ZM261 191H263V193H264V187H263V189H261ZM260 191V192H261ZM42 192V193H41ZM81 192V191H80ZM85 192H86V190H85ZM237 192V191H236ZM240 192V191H239ZM241 192H242V190H241ZM253 192V193H254ZM258 192V191H257ZM24 193H23V195H24ZM73 193V194H74ZM89 193V192H88ZM226 193V192H225ZM232 193V192H231ZM238 193V192H237ZM3 194V195H2ZM72 194V195H73ZM4 195H5V197H4ZM66 195V196H65ZM79 196H80V194H78ZM82 195H84V193L82 194ZM88 195V194H87ZM153 195H154V192H153ZM234 195H238V194H234ZM0 196V197H1ZM62 196V195H61ZM70 196H71V194H70ZM242 195H240V197H241ZM84 197V196H83ZM85 197H87V196H85ZM84 197V198H85ZM151 197H152V195H151ZM231 197H233V196H231ZM236 197V196H235ZM237 197H239V196H237ZM249 197V196H248ZM252 197H254V195L252 196ZM23 198V199H24ZM69 198V197H68ZM80 198H82V197H80ZM83 198V199H84ZM154 198V197H153ZM153 198H151V200L153 199ZM228 198V197H227ZM230 198V197H229ZM243 198V197H242ZM242 198H241V200H242ZM70 200H71V198H69ZM68 199V200H69ZM223 199H225V198H223L222 197V199L221 200H223ZM45 200V201H44ZM64 200H67L66 198L64 199ZM67 200V201H68ZM82 200V199H81ZM80 200V201H81ZM154 200V199H153ZM240 200V199H239ZM240 200V201H241ZM244 200V199H243ZM250 200V199H249ZM42 201V202H41ZM72 201V200H71ZM75 199L73 198V203H74V205H75ZM79 201V202H80ZM218 201V200H217ZM77 202V201H76ZM85 202V201H84ZM64 203H65V205H64ZM78 203V202H77ZM86 204V203H85ZM40 205V206H39ZM76 205H79V204H76ZM18 207H20V212L21 211H23L22 210V206H18ZM39 207V208H38ZM13 208H14V206H13ZM54 208H52V210H53ZM169 209V208H168ZM8 210H11V208L10 209H8ZM7 210V211H8ZM13 210L14 211H16V210H19V209H16V206H15V209H12V211H9V214H10V216L8 217H6V214L8 213H6V211H5V213L6 214H3V215H5V216H2V215H0V217L2 216L3 218H4V220H2L1 221V218H0V264H48L49 262L44 258V255H42V253L43 254H45V251H44V247H45V250H48V248L47 247H49L50 245L58 252L57 253V255H59V257H60V261L57 263H53V264H84V262H83V258H82V254H84L85 253V251H88L90 248H91V246H90V248L88 247V242L87 241H85L84 243H77L76 244V247L74 248V246H73V243L71 244H65V243H63L62 241H60L59 239H57V238H53V236H49V235H47L48 233H47V231L45 232V233H42V231H41V235H40V233H38L37 234V232H35V233H33V231H32V233L30 232V233H28L30 230V228L33 226V225H31L30 226V228L27 226V227H25L24 228V224L26 223L27 224V222H24V220L23 219H26V217H23V213H20V212H13ZM75 211H76V213H75ZM78 211V212H77ZM11 212H13L14 214H11ZM34 212V213H35ZM17 213V214H16ZM60 213V214H61ZM67 213L69 214V215H67ZM73 213V215L71 216L70 214H72ZM149 213V212H148ZM8 214V215H9ZM16 214V215H15ZM22 214V215H21ZM154 214V213H153ZM14 215L16 216L15 217V219H18V220H20V221H18V220H16L15 221V219H14V221H13V218L12 217H14ZM66 215H67V217H66ZM150 215V214H149ZM151 215H152V212H151ZM207 215H208V212H207ZM212 215V214H211ZM17 216L20 218H17ZM21 216V217H20ZM69 216H71L70 218H68ZM78 216H79V218H78ZM88 216H89V214H88ZM200 216V215H199ZM195 217H196V215H195ZM210 217V216H209ZM212 217V216H211ZM7 218H12V219H7ZM84 219V220H85ZM200 219V218H199ZM209 219V218H208ZM253 220H254V222L256 221V218L254 219V218H252ZM259 219V218H258ZM22 220V221H21ZM30 220L31 219H29L28 221H29V223H31L30 222ZM197 220H198V217H197ZM260 220V219H259ZM262 220V219H261ZM196 221V220H195ZM209 221V225H210V222L212 221L211 220V218H210V220H208ZM15 222H17V224L15 225ZM20 222V223H19ZM214 222V223H213ZM213 224L211 225V226H207L209 229H211V228H213L212 229V234H214V229L216 230V228L214 227L215 226V222L216 221H214L213 220ZM260 222V221H259ZM28 223V225H30ZM261 223V225L264 223V221H262V222H260ZM15 226H14V225ZM20 224V225H19ZM35 224H37L36 222L34 223V225ZM252 224V223H251ZM250 223H249V225H251ZM254 224V223H253ZM255 224H257V225H259V223H258V220L255 222ZM255 226L254 225V227L255 228H253V229H255V234L254 235H256V231H257V233H258V231L259 230H257L259 227H260V229H263L264 228V225L263 226H261V225H259V226ZM26 226V225H25ZM36 227V226H35ZM211 227V228H210ZM247 227H250V226H247ZM251 227H253V226H251ZM258 227V228H257ZM28 229V231H27V229ZM146 228V227H145ZM208 228H207V232L209 233V235H210V233L211 232H209V231H211V230H209L208 231ZM246 228V227H245ZM25 229V230H24ZM31 229H33L34 230V228L32 227ZM250 230V232H247V233H251V231L253 230V229H251V228H249ZM36 230V229H35ZM146 230V229H145ZM144 230V231H145ZM246 230H247V228H246ZM264 230V229H263ZM263 230H262V232H263ZM27 231V232H26ZM142 231H143V228H142ZM241 231V230H240ZM239 232V231H238ZM253 232V231H252ZM261 232V231H260ZM184 234H185V232H183ZM142 234H144V233H142ZM187 234V233H186ZM185 234V235H186ZM226 234V233H225ZM183 235V234H182ZM185 235L184 236H182V240H184L186 237H185ZM216 235V234H215ZM214 235V236H215ZM222 235V234H221ZM226 235H228V234H226ZM231 235H233V234H231ZM236 236H237V234H235ZM241 235H243V233L241 234ZM47 236H49V237H47ZM180 236H181V234H180ZM187 236H188V234H187ZM223 236V235H222ZM221 236V237H222ZM230 236V235H229ZM252 236V235H251ZM250 236V237H251ZM210 237H211V239L210 240H212V235H210ZM239 237V236H238ZM249 237V238H250ZM220 238V237H219ZM222 238H225V239H228L227 241H228V249L229 250H231V248H232V246H230V243L232 244V242H229V240H230V238H227V237H225V235H224V237H222ZM232 238V237H231ZM234 238V237H233ZM233 238L231 239V241L233 240ZM241 238H243V237H241ZM247 239L248 238V235H244V239ZM221 239V238H220ZM224 239V242H227L226 240ZM236 239V238H235ZM234 239V240H235ZM262 239H263V237H262ZM45 240H47L46 242V244H44V241ZM213 240H214V238H213ZM241 240H243V239H241ZM241 240H237L236 241V245H235V242H234V246H237L238 247V244L239 245H241ZM260 240V239H259ZM167 241H169V239H167ZM172 241V240H171ZM171 241H169L168 243H170V247H172L171 246ZM244 241V244H246V243H248L247 241L245 242V240H243ZM264 240H262V242H263ZM86 242H87V244H86ZM238 242H240V243H238ZM34 243V244H33ZM48 243H50V245L48 244ZM172 243H173V241H172ZM214 243V242H213ZM39 244V248L37 249V245ZM47 244H48V246H47ZM84 244H85V246H84ZM91 243H89V245H90ZM225 244V243H224ZM243 244V243H242ZM243 244V245H244ZM42 245V246H41ZM226 245V244H225ZM220 246H224L223 244L222 245H220ZM233 246V248H234V250H235V247ZM242 246V245H241ZM241 246H239L240 247V250H241V248L243 249V250H245L243 247H241ZM246 245H244V247H245ZM87 247H88V250H87ZM217 248H218V246H216ZM225 247H227V246H224V248ZM237 247H236V249H237ZM239 247H238V249H239ZM47 248V249H46ZM213 248L214 247H212V249H211V247L209 248V251L211 250L213 253H209V251L207 252V255H209L208 256V259H206V260H210V261H212V260H214V261H216V260H218L219 261V263L221 262H224L225 264H231L230 262L229 263H227L229 260H231L233 263H235L234 261L236 260V259H232L230 256H232V255H229V259H227V262H225V260H226V256H228L227 255V251H229V250H227V248L225 249L226 250V254H225V256H224V254H221L225 259L223 260V258H221L220 257V252L219 253H217L218 251H220V250H218L217 248L215 249V250H217V251H213ZM246 248H248V247H246ZM50 249V248H49ZM223 249V248H222ZM237 249V250H238ZM225 250H221V253H225L224 251ZM233 250V249H232ZM232 250H231V252H232ZM236 250V251H237ZM239 250V251H240ZM210 251V252H211ZM230 251H229V254L231 253ZM60 253V254H59ZM99 253V252H98ZM98 253H97V257L99 256L98 255ZM237 253H238V251H237ZM236 252H234L233 251V253L232 254H237ZM46 254H47V252H46ZM101 256V255H100ZM206 257V256H205ZM221 258V260H220V258ZM232 257H234V255L232 256ZM207 258V257H206ZM231 258V259H230ZM236 258V257H235ZM78 259V260H77ZM203 259V258H202ZM237 262H238V260H236ZM48 262V263H47ZM200 262V264H203L202 262H204V264L205 263H207L208 261H206L205 262V258H204V260L203 261H199ZM198 262V263H199ZM210 263V262H209ZM208 263V264H209ZM218 263V264H219ZM220 263V264H221ZM232 263V264H233ZM50 264V263H49ZM216 264H217V262H216ZM223 264V263H222Z\"/></svg>",
	"mask_w": 264,
	"mask_h": 264
}]
</instances>
